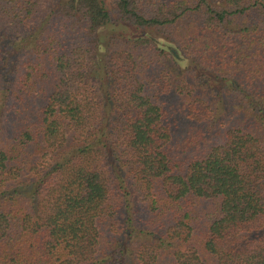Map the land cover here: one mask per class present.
<instances>
[{
	"label": "trees",
	"instance_id": "trees-1",
	"mask_svg": "<svg viewBox=\"0 0 264 264\" xmlns=\"http://www.w3.org/2000/svg\"><path fill=\"white\" fill-rule=\"evenodd\" d=\"M0 264H264V0H0Z\"/></svg>",
	"mask_w": 264,
	"mask_h": 264
},
{
	"label": "rangeland",
	"instance_id": "rangeland-1",
	"mask_svg": "<svg viewBox=\"0 0 264 264\" xmlns=\"http://www.w3.org/2000/svg\"><path fill=\"white\" fill-rule=\"evenodd\" d=\"M132 26H126L125 28H127V29H124L125 30V33H126V35H129V36H132V35H138L139 34V31L136 29V31H131L132 30V28H131ZM120 30H123L122 28L121 29H119L118 28V30H115V29H105L104 30V33H110V34H112V33H114V32H117V31H120ZM147 35H150V36H152V37H154L156 40H158L159 42H160V44H163V43H168V41H166L165 40V38L164 37H162V36H160V35H157V34H155V33H151V31H149V33L147 34ZM165 45H167V44H165ZM41 56V55H40ZM42 57V56H41ZM37 71H35L34 72V74L36 73ZM40 77V76H39ZM35 79H36V77H35ZM212 80H214V81H218L217 82V86L216 87H218L219 86V83L221 84V81L220 80H215L214 78H212ZM42 82H44V80H41ZM40 85H41V83H40ZM37 86H39V84L38 83H36V87Z\"/></svg>",
	"mask_w": 264,
	"mask_h": 264
}]
</instances>
